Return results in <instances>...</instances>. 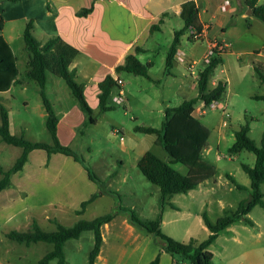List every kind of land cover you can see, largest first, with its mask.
<instances>
[{
    "label": "rangeland",
    "instance_id": "374dc122",
    "mask_svg": "<svg viewBox=\"0 0 264 264\" xmlns=\"http://www.w3.org/2000/svg\"><path fill=\"white\" fill-rule=\"evenodd\" d=\"M199 3L204 16L213 23L212 30L207 38L193 39L192 30L189 29L182 35L179 46L186 58L196 59L198 63L194 67L187 66L185 57L181 55L174 62L171 73L167 71L166 58L174 39V30L184 25L179 15L167 17L165 23L158 22L159 29L154 28L151 37L142 43L148 50L138 53L142 62H153L150 68L151 77L128 71L118 73L123 80L126 101L117 103L115 92L109 98L110 103L116 105L113 109L100 111L97 102V88L94 83L96 79L103 77L105 68H98L95 63L90 62H72L70 67L77 68L75 78L85 85V96L94 110L95 122L90 121L89 115L72 94L66 80L48 73L47 97L62 120L60 141L75 150L80 157V161H77L85 169L89 167L100 177L99 180H94L98 184V190L107 188L115 191L94 202L84 214L76 216L68 213L58 222L72 225L79 219L90 220L119 205L126 209L118 212L116 226H119L124 216L131 217V214H135L142 220H153L161 213V226L167 234L178 240L195 238L201 241L209 234L204 213L215 223L226 212L235 210L241 200L250 197V177L242 163L253 165L256 155L247 150L232 153L230 147L236 139V131L244 125L249 126L248 135L257 144H261L264 132V100L257 99L254 95L264 94V83L254 63L258 60L264 62V56L258 57L256 54L257 51L264 50V22L253 14L246 0H199ZM223 4H226L225 8L222 7ZM169 10L174 11L173 8ZM24 30V20L18 19L8 22L3 34L18 57L19 79L30 83H16L11 93L1 95V101L9 110L13 133L24 134L32 140L51 142L40 85L24 74L28 61ZM222 38H227L232 45L222 48L226 49L222 54L223 62L216 67L211 81L228 82L222 101L228 103L227 111L230 114L226 115L222 109L206 106L200 100L194 111L193 130L188 135L190 141L196 139L206 142L203 161L211 176L188 192L173 194L169 201L174 206L162 203L160 186L146 178L138 167V161L147 150L166 160H170L172 155L157 141L156 133L137 131L135 126L160 128L167 106L178 105L197 95L199 70L204 66V61L207 63L215 54V47L221 49L219 44L209 47L207 40L222 41ZM209 48L211 50L208 51ZM192 68L194 72L191 71ZM202 108L205 109L203 114ZM116 128L120 130L118 134L113 133ZM4 143L5 146L0 147V166L8 169L15 163L22 148ZM180 145L179 143V147ZM39 151L46 153L45 150ZM173 165L183 173L189 171L184 163L176 162ZM229 174L238 182L246 184V188H237ZM262 189L264 191V183ZM24 216L25 213H22L2 227L0 233H3V237L5 231L13 228L29 230L23 223ZM248 217L254 221V225L244 219L236 221L238 227H246V230L239 228L243 234L224 232L212 243V264H264V207L256 205ZM40 220V225L45 230L57 228L56 222L44 218ZM131 223L140 228L145 236L153 237L143 226L133 221ZM260 230L262 233L259 235ZM225 237L230 240L226 241ZM238 238L243 239L242 244L238 243ZM94 239L92 230H85L79 238L69 239L64 246L68 264H88ZM120 241L121 239L117 242V247L123 248L119 247L120 251L114 259L121 255L118 264H137L141 250H134V246L122 244ZM24 247V244L7 236L0 243V254H5L4 248H7L9 252L6 255L12 264L20 263L19 254L25 257L28 264H40L41 258L53 249L54 244L40 241L31 248ZM49 264H57V260L53 259Z\"/></svg>",
    "mask_w": 264,
    "mask_h": 264
},
{
    "label": "trees",
    "instance_id": "16d2710c",
    "mask_svg": "<svg viewBox=\"0 0 264 264\" xmlns=\"http://www.w3.org/2000/svg\"><path fill=\"white\" fill-rule=\"evenodd\" d=\"M246 4L252 9L253 14L264 22V2L260 3L259 0H246ZM93 8L94 3L90 7L82 8L78 14H87ZM199 13L200 7L195 0H186L182 3L180 15L184 25L175 31L174 39L168 50L166 68L169 73H171L174 62L177 61V53L181 44L182 35L189 29L198 32L203 31L204 26L200 20ZM4 26L5 18L0 12V136L5 142L22 147V152L15 163L8 169L0 166V192L11 185L12 174L23 169L28 161L30 152L34 149H45L49 156L52 153L61 152L71 155L80 161V157L75 150L68 145L62 144L60 141L58 135L59 117L46 93L49 72L61 76L66 80L72 94L78 99L82 108L89 115L90 121L95 122L96 120L94 110L85 96V85L75 78L76 69L70 67L76 56L80 53L79 48L65 40L61 35H51L46 40L37 38L33 33L34 23L29 20L24 30L25 49L28 52L27 68L24 74L34 79L40 85V92L47 111L46 126L52 141L32 140L24 134H15L12 132L9 110L1 101V92L9 89L13 83L19 81L20 70L17 64V55L1 33ZM158 26V24H155L152 26V29ZM144 50V48L137 46L135 52L128 53L125 56L124 62L116 66L115 71H128L151 77L150 68L153 66V62L144 63L138 56V53ZM213 51L215 54L199 70L197 77V95L185 99L178 105L167 106L165 119L160 128L143 125L135 126V130L137 131L156 133L158 135L157 141L165 146L172 155L170 160H166L155 152L147 150L138 161V167L146 178L160 186L162 203L172 204L169 198L173 194L188 192L211 176L208 170H206V164L203 161V149L206 146V142L197 141L196 139L190 141L191 138L188 135L193 130L192 121L194 119L196 104L201 100L207 106L214 100L223 99L227 91V82L224 80H219L214 86H211V77L216 67L223 62L222 54L225 52V49L215 47ZM255 69L264 83V62H257ZM98 87L100 111L115 108L116 105L111 104L109 98L115 92L123 89L118 78L112 73H108L98 82ZM254 97L264 100V94H255ZM248 130L249 126L244 125L236 131V139L230 147V152L237 153L247 150L256 155L253 165L245 162L242 163L243 169L251 179L250 197L241 200L235 210L226 212L215 223L210 221L207 214L204 213L203 217L209 228V234L205 239L201 241L195 238L189 240L175 239L162 229L161 213L153 220H142L135 214H131L130 219L151 233L159 241L162 249L174 257V261L184 264H212L214 253L209 247L216 240L219 233L232 223L241 219L246 220L249 224H254V221L248 217V214L258 204L264 207V191L262 189L264 183V132L262 134L261 144H257L248 135ZM179 143L181 144L180 147ZM176 162L186 164L189 167V171L187 173L181 172L173 165ZM86 169L91 179H100L89 167H86ZM229 178L237 188H246L233 175L229 174ZM105 192L113 193L115 191L100 189L93 192L89 198L82 201L81 207L76 210L77 213H83L90 202ZM172 206L174 205L172 204ZM123 209L125 210L126 208L118 205L115 209L107 213L90 220L79 219L72 225H64L56 220L57 228L51 231L45 230L37 221H34L29 230L20 231L14 229L9 231L7 235L20 243L26 244L38 241L52 242L54 244L53 249L41 258L40 264H49L53 259L57 260V264H68L64 249L65 243L69 239L79 238L85 230H92L95 239L94 245L89 252L88 264H95L103 242L102 226L112 221L118 212ZM159 262L160 254L147 264H159Z\"/></svg>",
    "mask_w": 264,
    "mask_h": 264
},
{
    "label": "crops",
    "instance_id": "0c3cea01",
    "mask_svg": "<svg viewBox=\"0 0 264 264\" xmlns=\"http://www.w3.org/2000/svg\"><path fill=\"white\" fill-rule=\"evenodd\" d=\"M184 1L186 0H0V12L5 18L4 28L8 22L18 19H23L26 27V23L31 20L34 23L33 33L37 38L46 40L51 35H61L79 48L80 53L74 61L77 60V63L85 64L95 63L98 68H105L103 77L96 79L94 83L98 97V82L108 73L121 78L118 74L120 72L115 71L116 66L124 62L128 53L135 52L137 46L145 49L139 53L147 51L148 47L142 43L151 37L152 26L158 22L165 23L167 17L172 15L181 17V5ZM195 1L200 7V20L204 31H206V35L203 37L207 38L213 23L204 16L199 0ZM93 3L92 11L87 14H78L82 8L90 7ZM170 8H173L174 11L171 12ZM161 19L163 21L160 22ZM223 31L225 30L223 29ZM222 40L228 41L227 38H222ZM212 42V39L207 40V45L212 46ZM209 50L211 49L209 48ZM256 54L258 57L264 56V50L256 52ZM138 56L140 58L139 54ZM184 57L185 62L190 60L186 56ZM258 62L263 61L258 60ZM217 82L211 81V86ZM16 83L27 85L30 82L19 79ZM16 83L1 92V95L11 93ZM97 102L99 104V99ZM61 125L62 120L59 119L58 135L60 136ZM4 142L0 136V147L5 146ZM39 150L45 149L32 150L23 169L12 174L11 185L0 192V230L22 213H25L23 223L29 229L34 221L40 224L41 218L55 222L56 220L62 221V217L68 213H74L76 216L82 215L94 202L111 195L110 192L101 194L87 205L83 213L78 214L76 210L81 207L83 200L89 198L93 192L99 189L98 184L89 177L85 167L73 156L61 152L52 153L49 156L46 150V153ZM243 185L246 186V184ZM117 217L118 214L112 221L102 226L103 242L95 264H118L121 255L117 259L114 257L120 251L119 247L123 248V246L117 247V242L120 239L122 244L127 245L128 243L134 246V250H141L137 264H147L158 254H160L159 264H184L174 261V257L162 249L154 236H145L140 228L131 223L130 217L124 216L119 226H116ZM239 228L234 222L223 229L217 238L224 232H234L240 235L243 234L241 230H246V227L240 228L241 230ZM14 229L19 230L17 228L11 230ZM9 231L4 232V237L3 233H0V243L8 236ZM261 233L260 230L259 235ZM224 239L230 240L228 237ZM32 243L22 244L31 248ZM238 243L242 244L243 239L238 238ZM19 249H17L18 252ZM4 252L5 254H0V264H12L6 255L9 250L4 248ZM18 259L20 263L17 262V264H28L23 255L19 254Z\"/></svg>",
    "mask_w": 264,
    "mask_h": 264
},
{
    "label": "built area",
    "instance_id": "2783aa9c",
    "mask_svg": "<svg viewBox=\"0 0 264 264\" xmlns=\"http://www.w3.org/2000/svg\"><path fill=\"white\" fill-rule=\"evenodd\" d=\"M225 5L226 4H223L222 7L225 8L226 7ZM205 35H206V31H204V29H203L202 32H198V31H195V30L192 31V38L193 39H198V38L203 37ZM217 44H219V47L222 49V48H225V47L227 48L231 43L226 41V40H222V41L215 40V41L212 42V46H216ZM181 55H183V52L178 50L177 56H181ZM197 63H198V61L196 59H190L189 61H187L186 64H187V66L194 67ZM205 64H206V61H204V65ZM191 71L194 72L195 71L194 68H192ZM198 75H197V77H198ZM118 81H119V83L121 85H123V80L121 78H118ZM115 101L117 103H124L126 101L123 89H120L119 92H117V94L115 95ZM209 106L211 108L222 109L223 113L226 114V115L230 114L229 111H227L228 104L226 102L222 101V99L221 100L212 101L209 104ZM201 113L202 114L205 113V109L204 108L201 109ZM225 123H226V121H224V124ZM119 131L120 130L116 128V129H114L113 133L118 134ZM121 138L123 139L124 137L121 136Z\"/></svg>",
    "mask_w": 264,
    "mask_h": 264
}]
</instances>
